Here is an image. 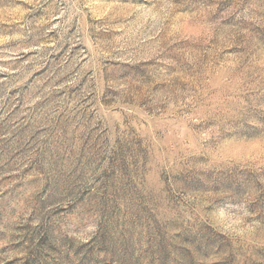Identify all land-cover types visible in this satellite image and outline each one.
I'll use <instances>...</instances> for the list:
<instances>
[{
	"label": "rangeland",
	"instance_id": "374dc122",
	"mask_svg": "<svg viewBox=\"0 0 264 264\" xmlns=\"http://www.w3.org/2000/svg\"><path fill=\"white\" fill-rule=\"evenodd\" d=\"M0 264H264V0H0Z\"/></svg>",
	"mask_w": 264,
	"mask_h": 264
}]
</instances>
